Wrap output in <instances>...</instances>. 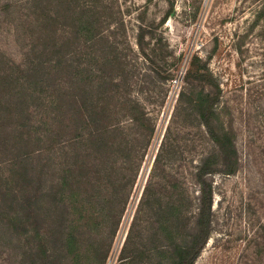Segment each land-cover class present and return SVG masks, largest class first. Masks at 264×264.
<instances>
[{
    "label": "trees",
    "instance_id": "trees-1",
    "mask_svg": "<svg viewBox=\"0 0 264 264\" xmlns=\"http://www.w3.org/2000/svg\"><path fill=\"white\" fill-rule=\"evenodd\" d=\"M100 2L0 0V15H13L15 34L25 47L21 63L0 52V241L18 250L20 264H105L109 251H101L85 221V204L93 202L94 217L102 190L83 199L80 192L103 187L112 198L121 190L118 186L129 184L115 174L113 160H133L138 152L136 144H124L123 117L136 125L148 121L154 133L140 101L129 95L134 70L126 73V63L117 58ZM173 11L172 3L160 24ZM135 38L154 73L173 78L164 69L167 58L158 50L153 23L141 22ZM191 76L200 86L182 92V101L198 114L218 152L204 156L195 170L199 209L187 241L177 235L180 206L158 207L159 232L166 243L156 248L167 255L158 264L195 262L212 232L210 177L233 174L239 167L236 134L219 110V81L206 63L196 61L188 71ZM66 136L83 147L64 162ZM85 244L91 249H84Z\"/></svg>",
    "mask_w": 264,
    "mask_h": 264
},
{
    "label": "rangeland",
    "instance_id": "rangeland-1",
    "mask_svg": "<svg viewBox=\"0 0 264 264\" xmlns=\"http://www.w3.org/2000/svg\"><path fill=\"white\" fill-rule=\"evenodd\" d=\"M172 3L174 11L160 24ZM99 5L117 58L126 63V73L134 70L129 95L155 127L151 135L148 121L136 125L123 117L124 144H136L138 152L133 160H113L115 174L129 184L118 186L113 199L103 187L80 192L83 199L102 190L94 217L93 202L85 204V221L101 251H109L105 264H158L167 256L156 248L166 243L157 218L161 204L180 206V240L194 231L195 170L204 156L218 152L198 114L182 101V92L200 84L187 77L194 61L206 63L221 85L219 110L236 134L240 159L235 173L210 177L212 232L193 264H264V0H101ZM141 22L155 26L158 50L167 58L164 69L173 78L157 76L139 50L135 37ZM0 52L15 63L24 60L25 47L9 13L0 15ZM67 138L61 145L64 162L83 147ZM10 246L0 241V264H20L18 250Z\"/></svg>",
    "mask_w": 264,
    "mask_h": 264
}]
</instances>
